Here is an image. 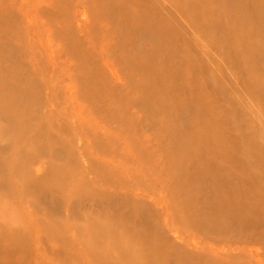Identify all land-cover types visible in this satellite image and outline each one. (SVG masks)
I'll return each mask as SVG.
<instances>
[{"label": "rangeland", "instance_id": "obj_1", "mask_svg": "<svg viewBox=\"0 0 264 264\" xmlns=\"http://www.w3.org/2000/svg\"><path fill=\"white\" fill-rule=\"evenodd\" d=\"M251 24L264 0H0V264H264Z\"/></svg>", "mask_w": 264, "mask_h": 264}, {"label": "bare ground", "instance_id": "obj_2", "mask_svg": "<svg viewBox=\"0 0 264 264\" xmlns=\"http://www.w3.org/2000/svg\"><path fill=\"white\" fill-rule=\"evenodd\" d=\"M229 1H230V0H229ZM232 1L234 2V0H232ZM241 1H242V0H241ZM244 1H246V0H244ZM226 2H227V1H226ZM235 3H236V1H235ZM239 3H242V2H239ZM239 3H238V4H239ZM231 4H232V3H231ZM238 4H237V5H238ZM187 5H189V4H187ZM232 6H233V5H232ZM189 7H190V6H189ZM236 7H238V6H236ZM186 9H188V7H187ZM187 13H188V12H187ZM207 14H208V13H207ZM207 14H206V16H207ZM199 15L202 16L203 14H201V13L199 12ZM196 16H197V18H198V14H197V15H194V17H196ZM204 16H205V14L201 17V20L203 19L204 22H206L205 20H206L207 18H206V16H205V17H204ZM211 16H212V15H211ZM207 17H208V16H207ZM204 18H205V19H204ZM193 20H195V22H196L198 19L196 20V18H193ZM199 20H200V19H199ZM201 20H200V22H202ZM209 20H210V19H209ZM241 20H242V19H241ZM211 21H213V20H210L209 23H211ZM237 21H238V20H237ZM238 22H239V23L236 22V24L239 25L241 21L239 20ZM245 22H246V21H245ZM251 22H252V21H251ZM197 23H198V22H197ZM213 23H214V22H213ZM242 23H244L243 20H242ZM242 23H241L240 25H241V27L243 28ZM254 23H256V22H254ZM254 23H253V24H254ZM238 25H237V27L240 28V26H238ZM249 25H250V24H249ZM251 25H252V24H251ZM255 25H256V24H255ZM255 25H254V26L252 25V26H251L252 28L250 27L249 29H250V31H251L252 33H254V34L256 35V32L259 33V31H261V30H259L261 27L258 29L259 31H254V30H257V29H254V28H258V27H259L258 25H257V27H256ZM218 26H219V25H218ZM218 26H217V27H218ZM209 27H210V26H209ZM253 27H254V28H253ZM214 28H215V25H214ZM239 28H238V29H239ZM242 28H241V30H242ZM244 28H245V27H244ZM208 29H209V28H208ZM208 29H207V31L209 32ZM219 29H220V28H219ZM221 29H222V28H221ZM235 29H236V27L233 28V31H232V29H231V31L233 32V34H235V31H236ZM238 29H237V30H238ZM245 29H246V28H245ZM263 29H264V27H263ZM211 30H212V28H211ZM211 30H210V31H211ZM213 30H214V29H213ZM217 30H218V29H217ZM222 30H223V29H222ZM239 30H240V29H239ZM215 31H216V30H214V32H215ZM219 31H220V30H219ZM224 31H226V30H224ZM224 31H222V33L220 32L222 35H221V36H218L219 39H222L221 37H223L224 34H226ZM212 32H213V31H212ZM216 32H217V31H216ZM216 32H215V33H216ZM246 32H248L247 29H246ZM261 32L263 33L264 31L262 30ZM210 33H211V32H210ZM215 33H214V35L219 34L218 32H217L216 34H215ZM211 34H213V33H211ZM227 34H230V33L227 32ZM236 34H237V33H236ZM257 35H258V34H257ZM257 35L254 36V37H260L261 34L259 33V36H257ZM263 35H264V34H263ZM210 36H211V35H210ZM230 36H232V34H230ZM233 36H234V35H233ZM233 36H232V37H233ZM235 36H236V37H235V40H236V38L239 37V36H238V35H235ZM225 37H226V36H225ZM252 37H253V36H252ZM230 38H231V37L228 38L226 44H224V43H223V44L227 46V44H229V40H230ZM233 38H234V37H233ZM224 39H225V38H224ZM224 39H222V40L224 41ZM238 39H239V38H237V42H239ZM233 40H234V39L231 38V42H233ZM235 40H234V41H235ZM239 40H240V39H239ZM213 41H215V39H214ZM213 41H212V42H213ZM212 42H210V43H212ZM218 42H220V41H218ZM224 42H225V41H224ZM231 42H230V43H231ZM237 42H235V45H233V46H236V43H237ZM221 43H222V41H221ZM221 43H220V45H221ZM213 44H215V42H213ZM216 44H217V43H216ZM218 44H219V43H218ZM233 44H234V42H233ZM237 44H238V43H237ZM239 44H240V42H239ZM239 44H238V45H239ZM211 45H212V44H211ZM211 45L208 44L209 47H211ZM220 45H219V46H220ZM229 45H230V44H229ZM229 45H228L227 48H230ZM231 45H232V44H231ZM238 45L236 46V48H238ZM240 45H241V44H240ZM240 45H239V46H240ZM247 45H248V44H247ZM213 46H214V45H212V47H213ZM216 46H217V45H216ZM233 46H232V48H231L230 50L233 49ZM212 47H211V48H212ZM214 47H215V46H214ZM223 47H224V46H223ZM223 47H222V48H223ZM245 47H246V46H243V48H245ZM219 48L221 49V47H219ZM219 48H218V50L220 51ZM224 48H226V47H224ZM234 48H235V47H234ZM240 48H241V47H240ZM240 48H238V49L241 51ZM247 48H248V47H247ZM247 48H246V49H247ZM216 50H217V48H216ZM224 50H225V49H223V52H224ZM226 50H227V49H226ZM230 50H228L227 52H229ZM233 50H234V49H233ZM236 50H237V49H236ZM239 50H238V51H239ZM247 50H249V49H247ZM220 52H222V50H221ZM234 52H235V50H234ZM224 53H225V52H224ZM232 53H233V51H232ZM232 53L230 52V54H232ZM238 53H241V52H238ZM226 54L228 55V53H226ZM226 54H224V55H226ZM232 55H233V54H232ZM234 55H235V53H234ZM238 55H239V54H238ZM238 55H236V56H238ZM241 55H242V54H241ZM236 56H235V57H236ZM229 57H233V56H230V55H229ZM263 57H264V55H263ZM225 58H227V57H225ZM238 58H241V57L239 56ZM186 59H187V58H186ZM241 59H242V58H241ZM242 60H243V59H242ZM263 60H264V59H263ZM169 67H170V66H169ZM166 68H167V67H166ZM159 69H161V68H159ZM163 69H164V68H163ZM161 70H162V69H161ZM161 70H159L158 73L164 75V73H163L164 71L161 73V72H160ZM164 70H165V69H164ZM166 71H167V70H166ZM165 73H166V72H165ZM166 76L169 77V75H166ZM168 79H169V78H168ZM0 87H1V86H0ZM254 89H255V88H253V90H254ZM256 89H258V87H257ZM260 89H261V88H260ZM260 89H258V90H260ZM253 90H252V91H253ZM258 90H257V91H258ZM1 91H2V89H1ZM1 91H0V92H1ZM259 92H260V91H258V93H259ZM2 93H3V92H2ZM256 93H257V92H256ZM256 93H255V91H254V94H255V95H256ZM260 93H262V92H260ZM4 94H5V93H4ZM262 94H263V93H262ZM5 95H6V94H5ZM1 96H2V95H1ZM6 96H7V95H6ZM263 97H264V96H263ZM5 98H7V97H5ZM2 99H3V98H2ZM6 100H7V99H6ZM0 102H1V101H0ZM263 102H264V101H263ZM1 104H2V103H1ZM3 105H4V103H3ZM3 105H2V106L0 105V106L2 107V109H4V108H3ZM5 107H6V105H5ZM7 111H8V109H7ZM7 111H5V112L7 113V115H9V113H8ZM0 112L2 113V111H0ZM1 113H0V114H1ZM0 116H4V115H0ZM0 127H1V126H0ZM19 127H20V126H19ZM19 127H18V128H19ZM210 128H211V127H210ZM213 128H214V127H213ZM211 129H212V128H211ZM5 130H6V129H5ZM212 130H213V129H212ZM212 130H211V131H212ZM13 131L15 132V130H13ZM207 131L209 132V130H207ZM2 132H3V131H2ZM6 132H7V131H6ZM8 132H11V131L9 130ZM208 132H207V133H208ZM0 133H1V132H0ZM15 133H16V132H15ZM210 134H211V132H210ZM2 135H3V134H2Z\"/></svg>", "mask_w": 264, "mask_h": 264}]
</instances>
